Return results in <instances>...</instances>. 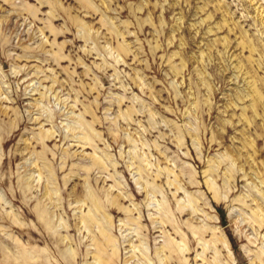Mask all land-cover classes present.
I'll return each mask as SVG.
<instances>
[{"label":"rangeland","instance_id":"obj_1","mask_svg":"<svg viewBox=\"0 0 264 264\" xmlns=\"http://www.w3.org/2000/svg\"><path fill=\"white\" fill-rule=\"evenodd\" d=\"M0 264H264V0H0Z\"/></svg>","mask_w":264,"mask_h":264}]
</instances>
